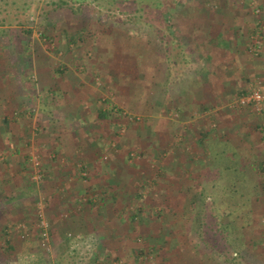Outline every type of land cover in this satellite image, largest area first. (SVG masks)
<instances>
[{
	"label": "rangeland",
	"instance_id": "rangeland-1",
	"mask_svg": "<svg viewBox=\"0 0 264 264\" xmlns=\"http://www.w3.org/2000/svg\"><path fill=\"white\" fill-rule=\"evenodd\" d=\"M52 1L57 0H39L38 10L26 18L23 28H12L5 35H0V64L8 66V70L5 71V67H0V74H8L9 71L20 69L21 66L27 67L30 79H24L28 82L30 80V83L27 82L26 91L29 89L28 93H30L34 90L36 96V101L29 100L28 107L23 110V114L26 113L28 117L32 137L25 139L23 145L22 153L26 154L24 160L27 161L23 164L27 165L23 169L25 180L22 182L24 185L22 184L21 196L28 203L26 207L31 212L29 215L24 214L25 216L17 212L15 223L17 227L13 229L16 234L11 240L12 250L7 248L4 240H0V264H49V262L55 264L54 260L58 257L64 258L63 264H107L98 252V255L94 256L97 259L92 257L96 253L90 251L91 246L87 248L78 246L72 251L71 247L67 248V244H63L53 236L49 246L44 248L35 227L38 204H42L46 209L48 207L44 192V183L47 180L44 171L43 145H41L43 142L38 134V130L42 129L39 118L43 101L46 96L55 99L54 90L58 89V85L72 91L70 85L73 82L57 72L58 69L66 70V68L71 72L72 80L76 78L79 81L75 85L80 82L85 84L78 85V90H74L79 100L87 101L80 104L84 106L82 110L84 113L82 117L80 116L83 127L80 126L78 129L79 137L80 135L83 137L82 142L89 146L93 142L103 144L107 139L106 142L111 147L124 149L127 166L123 172L126 181L130 182L137 178V182L140 180L141 183L142 181L147 183L137 187L143 198L139 200L127 198L126 205L122 204L129 212H137L136 231L125 236L135 240V247L137 244L136 248L142 250L147 246V241H144L147 238H143V235L148 231L152 237L149 242H154L153 246L157 249L162 246V249L156 251L154 255L151 252V255L143 254L140 258L136 256V261L134 258L129 260L122 257L119 260L124 264H264V171L258 168L260 158L251 159L253 164L248 176L236 173L221 176L222 174L219 173L221 167H226L229 162L224 156L221 162L219 160L215 173L221 180L217 185L207 186L205 201L201 199L198 203L202 205L199 209L200 225L196 228L198 229L196 233L191 232L194 216L191 213L190 203L196 198L193 186L199 184L194 182V178L198 175L197 165L187 170L192 171L189 173L190 177L187 171H183L184 168L175 167L182 157H185V160L188 158L187 147L182 149L179 143L185 142L183 136L191 123L190 120L183 119L185 117L183 113L179 115L177 108L180 102H185V99L178 96L184 85L181 83V77L188 67L194 70L197 67L196 57L189 54L190 51L187 49L191 38L181 40L180 31L176 28L180 40L187 49L185 53H181L186 55V63L184 61L177 66L167 67L164 64L160 68L157 64L161 62L159 51L161 46L158 45V38L152 35L151 27L145 24L146 20L132 22L127 16L113 10H102L97 5L88 3L83 6L73 5L72 9L66 10L55 9L52 6L44 9L45 4ZM203 1L202 9L197 5L199 0L187 1L185 7H178L169 20L171 19L179 30L185 32L195 22V16H199V20H204L203 25L211 22L209 25L212 31L236 33L233 40H236L239 46L246 47L248 51L250 32L252 29L256 31L258 27L259 17H256L258 16L256 10H260V18L264 20V0ZM183 13L188 14L192 19L183 20ZM246 25L247 29L251 30L245 36ZM23 29L32 30V34L26 35ZM80 30H86L95 36L91 38L90 33L86 34L83 44L79 47L75 45L69 47V37ZM162 31L167 34L165 30ZM262 34L264 48V32ZM262 52L263 49L260 54ZM95 66L98 70H95ZM13 67L15 69H12ZM13 73L15 74L16 71ZM172 78V84L175 85L170 86ZM44 82H52L53 85L49 88L46 84L44 88ZM254 84L251 89L241 90L236 94L249 93L255 88L262 90ZM70 91L63 90L61 95L65 94V96L62 98V103L69 102V97L73 96ZM236 94L231 99L218 104L223 114L220 118L222 125L225 119L228 118L227 120L232 122L233 118L237 116L239 118L244 114L257 115V120L263 122L264 112L257 114L250 108L234 110L231 108V101ZM99 110L107 116L101 118ZM207 111L203 114H194L191 121L197 124L204 123L205 130L209 132L211 129L219 128L215 117L218 109L212 108ZM18 114L19 112L14 113V118L21 116ZM259 126L263 128H259V134L262 136L264 124L260 123ZM241 133H234L232 136L223 133V141L219 149H225L232 154L236 151L233 146L243 143L244 136ZM100 137L103 139L100 140ZM173 139L179 146L174 153L170 149ZM227 141L231 145L225 147L223 142ZM34 150L39 152L42 159L44 180L40 185L32 180L28 172V158L30 152ZM171 164L174 165L173 168ZM87 176L89 179V173ZM234 178L237 180L228 181ZM89 180L87 181L90 183ZM181 180L183 182L189 180L192 188L187 193L191 196L189 200L181 198L179 192L172 194L165 191L167 188L172 190L176 187L180 188ZM237 181L236 188L234 183ZM256 186L257 189H254ZM88 198L86 197V201L82 203L89 206ZM180 198L183 200L181 201ZM107 202L108 199L104 200V204ZM95 203L99 205L102 202L97 199ZM161 208H166V211L163 212ZM140 209L144 210L145 216L149 219L146 225L139 222ZM128 211L124 214V217L128 218L127 221L131 215ZM45 212L47 213L46 210ZM230 213L232 215L229 217ZM95 215L91 216V221L97 225L100 222ZM6 217L5 213H0V225L8 223ZM26 225H29L28 232ZM166 241L170 242V247H165L163 243ZM200 248H203L205 257L199 258Z\"/></svg>",
	"mask_w": 264,
	"mask_h": 264
},
{
	"label": "crops",
	"instance_id": "crops-1",
	"mask_svg": "<svg viewBox=\"0 0 264 264\" xmlns=\"http://www.w3.org/2000/svg\"><path fill=\"white\" fill-rule=\"evenodd\" d=\"M202 21L204 20H199L200 25L196 26L197 29L199 28L196 31V43L191 40L187 46L189 54L196 57L197 67L195 70L188 67L184 71L185 74L181 77V83L184 85L178 95L185 99V102L179 100L181 103L177 108L179 115L183 113L185 116L183 119L190 120L191 123L183 136L185 142L179 143L182 149L187 147L188 158L185 160V157H182L175 167H182L186 172L192 166L197 165L198 175L194 178V182L201 183L203 170L210 171L219 166V158L224 151L219 149L222 145L223 133L232 136L234 133L242 132L243 143L232 145L236 150L233 152H237L238 157L241 158L238 162V167L244 168L241 174L246 176L250 174L253 164L251 159L254 157L260 158L258 168L264 171V149H262L264 148V135L259 134V128L263 129L259 125L264 124V116L263 118L258 117L263 121L259 122L257 115L244 114L239 118L238 116L233 118L232 122L227 118L222 125L220 118L223 114L218 107V104L231 99L237 92L251 89L256 80L254 85L261 87L264 92V48L259 56L251 57L246 47L239 46L236 40H233L235 32V34L223 33L222 30L215 32L212 31L211 26L203 25ZM247 30L246 25L245 36L248 33ZM0 67H5L4 71L8 70V66L4 64H0ZM14 67L12 69H15ZM13 71L16 73L14 74ZM13 71L0 74V188L2 190L0 213H5V216H8L7 219L15 224L17 212L22 215H29L31 212L26 207L28 203L21 196L22 182L25 180L23 169L27 165L23 164L26 161L24 160L26 154L22 153L23 145L31 131L28 117L26 113L23 114V110L28 107L29 100L36 101V96L32 87L29 86L32 92L28 93L29 89L26 91L28 81L24 78L30 79L27 73L29 69L21 66L20 69ZM172 82L173 78L170 86L175 85ZM44 84V88L46 84L49 88L53 85L52 82H44ZM78 85L80 84L70 85L72 91L58 85V89L54 90L55 99L46 96L43 101L39 118V125L42 129L38 130V134L43 142L41 145H43L44 171L47 180L44 183L48 205L46 211L52 223V236L62 241L63 244H67L72 251L78 246L86 248L91 246L90 251L96 253L92 257H96L98 252L107 264L117 262L121 257L129 260L134 258L136 261L139 248H136L137 244L135 247V240H131L130 236H125L133 234L136 228L128 226V218L124 217L128 209H125L122 204L126 205L127 198H140L141 192L137 187L147 183L145 181L141 183L140 180L137 182V178L130 182L126 181L123 172L127 166L124 149L111 147L106 142L107 139L103 141V144L93 142L89 146L82 142L83 137L82 135L79 137L78 129L80 126L83 127L81 117L84 113L82 111L84 106L80 104L87 101L76 97L77 93L74 90ZM63 90L73 94L69 97V102L62 103V98L65 96V94L61 95ZM212 108L218 109L215 117L219 128L208 132L204 128V123L197 124L191 121L196 114L206 113ZM16 112H19L21 116L14 118ZM98 135L102 136L99 133ZM218 142H220L219 146ZM170 145H172L170 148L172 153L179 147L174 139ZM171 166L174 167L172 164ZM83 168H86V172ZM191 172L187 171L188 177ZM88 173L90 180L87 179ZM236 180L237 178L228 181ZM181 185L180 188L176 187L174 190L167 188L165 191L172 194L180 192L181 198L189 200L191 196L187 194L189 193L187 190L192 189L189 180L182 181ZM130 190L133 191L130 192ZM136 190L138 191L134 192ZM197 192L200 193L199 188ZM86 197H89L88 202H96L99 199L102 203L96 207L89 203V206L83 205L82 200ZM106 199L108 202L104 204ZM94 214L100 222L97 225L91 221V216ZM68 234L75 235V238L68 240ZM85 256L86 254L84 259Z\"/></svg>",
	"mask_w": 264,
	"mask_h": 264
},
{
	"label": "trees",
	"instance_id": "trees-1",
	"mask_svg": "<svg viewBox=\"0 0 264 264\" xmlns=\"http://www.w3.org/2000/svg\"><path fill=\"white\" fill-rule=\"evenodd\" d=\"M187 1L193 2V1H197V0H57V1H52L51 3H48V4L46 3L44 6V9L52 6L55 9L66 10V9H72L73 5L83 6V5H86L88 3V4H95L102 10H113L114 12H116L118 14L127 16L130 18V20H132V22H135V21L139 22L141 19L146 20L145 24L147 26L151 27V30L153 32L152 35L155 36V38H158L157 39L159 41L158 45L161 46L159 49L160 54H161V57H160L161 62H160V64H157L161 68L162 65H164V64L167 67V66H177L184 61L186 63V59H187L186 55L181 54V53H185V46L183 45V42L181 40H186L184 38L190 39V37H191L192 42L196 43V40H197L196 31L199 29V28L197 29L196 26L200 25V23H198L199 22V16H195L196 17L195 19H197V20L194 19L195 22H193V25H190L185 32L179 30L178 26L173 24V22H171V19L169 20V18L172 16V14L175 13V10L178 7H185V4ZM199 1L200 2L197 3V5L201 8V7H203V2L205 3V1H203V0H199ZM211 1L216 2L218 0H211ZM38 4H39V0H0V35H5L7 33V31L8 30L10 31V29H12V28H17V27L23 28L26 18L38 10V7H39ZM185 12H186V10H184V13ZM184 13L182 15L183 20L192 19L191 17L188 16V14H184ZM256 17H259L258 22L259 21L264 22V20H262L260 18V15L256 16ZM181 22H182V20H181ZM258 22H257V25H258ZM209 23H211V22H209ZM209 23L207 24V26L210 27ZM193 27H195L193 29L194 31L192 33L189 32V31H191V28H193ZM176 28L178 31H180L181 40H180V37L178 36V31L176 30ZM23 30H24L23 32L28 36H30L32 34V30H30V29H23ZM162 30H165L167 32L166 35L171 39H169L165 35V33H163ZM204 30H207V29H204ZM250 30L251 29H248L247 31L250 32ZM87 32L88 31H86V30L85 31L80 30L79 32H75L72 36H70L69 39L67 38L69 40V42H68L69 47L72 45L79 47L81 44H83L84 41L86 40V37H87L86 34L88 35L90 33V32H88V33ZM253 32H255V29H252V31L250 33L252 34ZM94 36H95L94 34H91V33L89 34V37H91V38ZM158 45L156 44V46H158ZM184 58H185V60H184ZM82 61L84 62V59ZM85 61H88V60H85ZM83 64H85V63H83ZM96 69L98 70L97 66H95V70ZM57 72H59V74H61L63 76H67V78L69 79V81L71 83L72 82L73 83H77V82L79 83V81L76 78H73V80H72V77H71L72 74H71V72H69L68 68H66V70L65 69L64 70L58 69ZM81 84L85 85L84 83L80 82V85ZM99 113H100L101 118H105L107 116V114L102 112L101 110H99ZM226 143L227 144H224L225 147L230 146L229 142H226ZM219 145H220V142H218V146ZM221 154H222V156L219 159L223 160L222 158L224 156V157H226L224 159L229 162V165H227L226 167H224V168L221 167V169L219 171V173L222 174L221 176L224 177V176H228V175L233 174V173L241 175V171L244 168L238 167V162L241 160V158L238 157V153L233 152L232 154H229L224 149V151ZM83 169L85 170V171L84 170L83 171L86 172V168H83ZM214 171H215V169H213V168L210 171L203 170V172L201 173V183L197 184V186H193L195 188L194 189V191H195L194 195L196 196V198H195V200L193 199V201L190 203L191 210H192L191 213L194 216L193 222H192L193 225L191 228L192 233H196L197 232L196 230H198L196 228H198V225H200L198 223V221L200 220V213H201V211H199V209H200V206H202V205L198 204V203H200L201 199L205 201V198H206L205 197V191H206L207 186L217 185L219 182L218 179H221L220 177L219 178L215 177L216 173H213ZM87 178H88V176H87ZM236 183H234V185L237 188L238 181ZM218 187L220 188V186H218ZM198 188L200 189V193L197 192ZM254 189H257V186H256V188L254 187ZM1 192H2V190L0 188V196L2 194ZM141 198H143L142 195L140 196V199ZM136 199L139 200V198H136ZM182 200L183 199H181V201ZM204 201H203V203H204ZM82 204H84V203H82ZM89 204L97 205V203H95L93 201H89ZM173 204H174V202H173ZM169 206L170 205H168V207ZM161 209L163 212L166 211L165 210L166 208L165 209L161 208ZM139 211H140V214H139L140 221L139 222H141L142 225H146V222L149 223V219L145 216L146 213L144 212L143 209H140ZM130 214L131 215L129 217V221H127L128 226L130 228H135V226L137 224V222H136L137 221L136 220L137 219V212L134 213V211H131ZM160 214L161 213H159V215ZM231 215H232V213L229 214V217ZM160 217H162V216L160 215ZM7 218H8V216L6 217V219ZM7 221H8V223L0 225V240H4V242L8 246L7 248L12 250L13 249V246H12L13 242L11 240H12L13 236L16 234V232L13 229H16L17 225L11 223L10 220H8V219H7ZM196 223H197V225H196ZM201 224H203V222ZM29 225H31V224H29ZM29 225H26V227H27L26 232H28V230H29ZM52 232L53 231H52V223H51V231H50L51 236L53 235ZM29 233H30V231H29ZM148 233L149 232L147 231L143 235V238H147L144 240V241H147V246H146V248H144L142 250H140V249L137 250L138 258H140V256H142L143 254H145L144 256H147L151 252L154 255L155 253L158 252V250L161 251V249H162V246H161V248L157 249L155 246H153L155 244L154 242H152V243L149 242V241H151L152 237ZM72 237L75 238V235H73V234L67 235L68 240ZM163 244L165 245V247H170V242L168 243L166 241ZM175 244H176V242L173 245L175 246ZM67 248H69V246H67ZM145 251H147L146 252L147 254L145 253ZM198 254H199V258L205 257L203 248L199 249ZM63 259H64L63 257H61V258L58 257L56 260H54L55 261L54 263L55 264H63V262H62ZM233 259H235V258H233ZM49 264H50V262H49Z\"/></svg>",
	"mask_w": 264,
	"mask_h": 264
},
{
	"label": "built area",
	"instance_id": "built-area-1",
	"mask_svg": "<svg viewBox=\"0 0 264 264\" xmlns=\"http://www.w3.org/2000/svg\"><path fill=\"white\" fill-rule=\"evenodd\" d=\"M260 10H256V14L259 16ZM258 27L255 33L250 36L248 52L252 56H259L263 49V32L264 23L262 21L258 22ZM231 107L234 109H244L250 108L255 113L260 114L264 112V93L261 89L255 88L249 93L236 94L231 101ZM28 161V172L32 176V180L38 185L44 180V175L42 172V159L37 152V150L31 151ZM85 202L86 200H82ZM46 208L42 204L37 206L36 214V230L39 232V238L42 242V246L45 248L51 243V223L47 213ZM28 236V235H27ZM117 264H124L122 260H119Z\"/></svg>",
	"mask_w": 264,
	"mask_h": 264
}]
</instances>
